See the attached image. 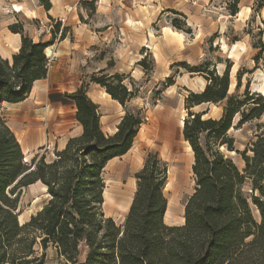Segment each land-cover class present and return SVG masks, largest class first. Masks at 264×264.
Returning a JSON list of instances; mask_svg holds the SVG:
<instances>
[{
	"label": "trees",
	"instance_id": "obj_1",
	"mask_svg": "<svg viewBox=\"0 0 264 264\" xmlns=\"http://www.w3.org/2000/svg\"><path fill=\"white\" fill-rule=\"evenodd\" d=\"M239 2L229 1L230 14L239 12ZM255 4L263 8L264 0H255ZM44 5L47 9L51 6L49 2ZM23 23L18 20L9 27L21 34L18 52L12 59L0 54V264H45V255L35 248L38 243L44 249L52 244L62 264H79L82 249L86 251L83 264H264V138L252 144L249 155L248 149L235 147V139L229 134L231 128L264 114V93L247 89L242 98L230 94L229 66L222 74L206 69L208 83L201 92L190 93L186 107L226 102L218 118L204 110L190 111L184 119L183 136L194 155L195 181L185 206L184 223L165 222L168 165L150 152L135 173L136 191L124 223L118 224L105 213L103 172L111 159L133 147L146 121L141 110L126 109L136 90L130 89L120 74L92 78L125 108L116 131L107 134L99 105L90 98L83 81L79 88L65 94L76 105L82 134L70 138L63 150L56 151L54 160L48 162L41 156L29 165L1 111L2 104L25 100L34 82L47 76L45 50L60 31V23L51 29L50 41H35L25 33ZM173 25L182 28L177 21ZM66 28L61 39L66 36ZM263 53L262 44L256 59ZM139 64L146 66L147 57ZM173 78L168 77L167 86L175 83ZM237 115L240 117L234 125ZM222 147L241 155L243 170L223 153ZM36 182L46 187L48 199L21 224L17 209L22 187ZM248 182L250 194L244 191ZM252 206L258 209L260 221Z\"/></svg>",
	"mask_w": 264,
	"mask_h": 264
},
{
	"label": "rangeland",
	"instance_id": "obj_2",
	"mask_svg": "<svg viewBox=\"0 0 264 264\" xmlns=\"http://www.w3.org/2000/svg\"><path fill=\"white\" fill-rule=\"evenodd\" d=\"M98 1L81 3L86 16L81 20L87 23L89 34L95 32L99 37L109 29L111 34L107 38H97L94 44L87 47L88 58L81 65L84 83L88 87L94 85L100 88L101 85L92 81L93 77L120 74L124 83L136 90L126 109L141 110L146 118L132 149L108 163L103 172L107 197L105 213L118 224L124 223L128 205L136 191L135 173L142 168L148 153L152 152L168 165V182L164 189L168 198L165 222L181 225L185 221L187 200L195 187L192 173L194 155L184 139L182 120L190 111L204 110L208 111V116L218 118L226 102L187 108L186 98L191 92H201L205 88L208 83L206 69L222 74L227 66L230 68V94L242 98L247 89L264 93V53L256 59L261 45H264V7H258L255 0H240L239 12L232 15L230 0H116L110 3L114 7L109 13L107 8L96 12ZM19 15L20 21L29 20L22 12ZM173 21H177L182 28L175 27ZM33 22L36 24L35 20ZM139 25L141 33L136 28ZM66 34L69 40H76L70 27L66 28ZM139 43H144V46L139 48ZM144 57H147L146 66L139 64ZM170 75H173L175 83L167 86ZM238 75L241 76L239 87ZM112 82L116 83L115 80ZM102 91L105 93L106 90L102 87ZM103 95L112 101L110 96ZM103 112L107 117L113 113L119 117L125 114V108L119 107L115 111L111 104H104ZM239 117H235L234 125ZM103 126L106 130L107 125ZM44 128L47 134L48 129ZM14 131L25 151L27 163L31 165L33 159L38 161L47 146L31 150L24 142L30 141L31 131ZM229 134L234 137L237 149H248V154L252 155V144L259 137L264 138V114L240 127L231 128ZM221 150L241 170L244 169L245 162L240 154L226 147ZM244 191L250 194L249 182ZM47 199L46 187L41 182L22 187L17 209L20 221L27 222ZM252 210L256 220L260 221L258 209L252 206ZM35 248L40 255H45V264H62L52 244L44 249L38 243ZM85 256L86 251L82 249L79 264L84 263Z\"/></svg>",
	"mask_w": 264,
	"mask_h": 264
},
{
	"label": "crops",
	"instance_id": "obj_3",
	"mask_svg": "<svg viewBox=\"0 0 264 264\" xmlns=\"http://www.w3.org/2000/svg\"><path fill=\"white\" fill-rule=\"evenodd\" d=\"M82 1L90 2L92 0H0V54L3 58L12 59V56L21 47V34L13 32L9 28L10 25L18 22L21 12L29 19L23 23L24 31L35 41H50L52 39L50 31L52 18L65 17V26L70 27L76 35V40L71 41L69 36L61 39L57 33L45 50L46 55L53 53L59 57L49 66L47 76L34 82L32 90L25 100L17 103L3 102L2 104L1 111L13 131L24 129L31 131L29 132L32 133L30 141H24L31 150L47 146L42 156H45L48 162L55 159L56 151L63 150L70 138L82 134V126L76 117V105L73 100L65 97V94L79 88L84 81L81 65L85 58H88L87 47L94 44L97 38L100 40L111 34L109 28L112 26H109V31L105 30L106 32H102L104 34L99 37L95 35V32L92 34L87 32V23L81 20L82 17H86ZM115 1L99 0L96 12H99L101 8H107L109 13L112 12L114 4L111 6L110 3H115ZM241 1L248 2L249 0ZM45 2L51 4L49 9L45 7ZM34 20L36 24H34ZM136 28L139 30L138 33H141V26H136ZM141 40L140 38L139 42ZM139 44V48L144 46V43ZM103 94L110 96L106 91L103 93L102 87L97 88L94 85L88 87V95L99 105V110H101L102 128L106 133L111 134L116 131L122 116L118 117L113 113L112 116L107 117L103 112L104 104H111L115 111L123 106L111 96L112 101H108V97ZM104 124L107 125V131L104 129ZM44 127L48 129L47 134ZM23 152L25 151L23 150ZM117 158L119 157L111 159L108 163Z\"/></svg>",
	"mask_w": 264,
	"mask_h": 264
},
{
	"label": "built area",
	"instance_id": "obj_4",
	"mask_svg": "<svg viewBox=\"0 0 264 264\" xmlns=\"http://www.w3.org/2000/svg\"><path fill=\"white\" fill-rule=\"evenodd\" d=\"M19 20V19H18ZM60 23V31H59V33L61 34V32H62V30H63V28H64V26H65V23H66V18L64 17V18H59V19H51L50 20V31H51V29L53 28V26H54V24H56V23ZM59 59V57H58V55H56V54H53V53H51V54H49V55H47V65H48V67L49 66H51L52 65V63L54 62V61H57ZM24 161H26L27 162V159H26V157H24Z\"/></svg>",
	"mask_w": 264,
	"mask_h": 264
},
{
	"label": "bare ground",
	"instance_id": "obj_5",
	"mask_svg": "<svg viewBox=\"0 0 264 264\" xmlns=\"http://www.w3.org/2000/svg\"><path fill=\"white\" fill-rule=\"evenodd\" d=\"M184 123V120H182V124ZM106 199H107V197H106V190H105V203H106ZM105 203H104V205H105ZM167 213H168V209H167Z\"/></svg>",
	"mask_w": 264,
	"mask_h": 264
},
{
	"label": "water",
	"instance_id": "obj_6",
	"mask_svg": "<svg viewBox=\"0 0 264 264\" xmlns=\"http://www.w3.org/2000/svg\"><path fill=\"white\" fill-rule=\"evenodd\" d=\"M17 212H19V210H17ZM19 220H20V219H19ZM20 223H21V224H24V223H22L21 221H20Z\"/></svg>",
	"mask_w": 264,
	"mask_h": 264
}]
</instances>
